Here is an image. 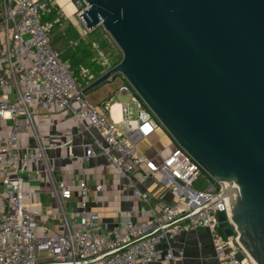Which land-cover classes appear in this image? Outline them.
<instances>
[{
	"label": "built area",
	"instance_id": "built-area-1",
	"mask_svg": "<svg viewBox=\"0 0 264 264\" xmlns=\"http://www.w3.org/2000/svg\"><path fill=\"white\" fill-rule=\"evenodd\" d=\"M72 1L85 36L89 31L80 16L88 6L84 0ZM54 11L52 0H0V264L173 262L183 256L181 251L174 254V237L198 229L210 233L217 264H253L238 243L219 186L183 149L175 145L160 165L137 151V143L161 125L126 81L121 79L114 95L101 106L88 102L83 91L95 79L80 67V76L86 79L81 86L50 43L51 29L66 16L58 12L51 23H42V18ZM71 45L77 46L78 41ZM118 96L128 99L119 103ZM116 103L118 123L110 115ZM130 105L134 107L133 118ZM54 112L70 119L76 133L91 135L81 154L70 155L71 160L103 158L128 181L133 171H146L172 194L174 201L146 224L129 219L109 229L101 225L98 213L86 212L85 201L79 202L80 212L66 209L65 202H70L73 191L64 182L55 181L47 155L52 149L42 144L40 133L48 115ZM26 135L33 149L21 145ZM42 176L52 184V195L61 210L54 229L40 222L41 214L33 211L31 199L35 193L29 185ZM201 176L205 177L204 187L192 190ZM79 187L83 192L88 190L83 181ZM101 189L100 185L93 188L97 193ZM143 200L148 202L146 197ZM219 214H224L231 237H225L219 228ZM162 244L166 246L163 256L159 252Z\"/></svg>",
	"mask_w": 264,
	"mask_h": 264
},
{
	"label": "water",
	"instance_id": "water-1",
	"mask_svg": "<svg viewBox=\"0 0 264 264\" xmlns=\"http://www.w3.org/2000/svg\"><path fill=\"white\" fill-rule=\"evenodd\" d=\"M84 2L85 28L102 27L121 60L83 94L126 81L219 186L239 245L264 264V0Z\"/></svg>",
	"mask_w": 264,
	"mask_h": 264
},
{
	"label": "crops",
	"instance_id": "crops-1",
	"mask_svg": "<svg viewBox=\"0 0 264 264\" xmlns=\"http://www.w3.org/2000/svg\"><path fill=\"white\" fill-rule=\"evenodd\" d=\"M52 1L57 11L66 16L65 21H67L74 12L72 0ZM121 84V78L117 77L114 81L105 82L90 90L85 94V98H89V102L99 107L114 95ZM125 100L126 96H118L119 103H124ZM118 106L116 103L110 110L112 119L117 123L120 121ZM40 133L42 144L52 149L47 151V155L54 171L55 181L64 182L73 191L70 202H65V208L73 213L74 210L79 209V202L85 201L86 212L98 213L101 225L107 229L129 219L143 225L150 222L164 205L174 201L172 194L146 171H133L128 181L120 177L103 158H93L89 162L71 160L70 155L81 154L82 146L91 140V135L76 133L73 122L60 113L54 112L48 115L46 123L40 128ZM21 145L33 149V143L28 135L22 140ZM175 145L171 137L161 128L147 139L138 142L136 148L155 165H160L162 160L168 157L166 155L174 150ZM204 178L200 177L196 183L201 184L199 190L204 187ZM82 181L88 188L86 192L79 187ZM97 185L102 187L98 193L93 190ZM195 185L192 190L197 191ZM29 186L35 193L34 198L31 199L34 204L33 211L41 214L40 222L54 229L59 220L57 215L61 210L57 199L52 195V184L42 176L39 181ZM143 197L148 199L147 203L144 202ZM171 247L174 254L181 251L182 258H177L173 262L161 260L154 264H217L211 235L206 230L181 232L174 237ZM165 251L166 246L160 245L161 256Z\"/></svg>",
	"mask_w": 264,
	"mask_h": 264
},
{
	"label": "rangeland",
	"instance_id": "rangeland-1",
	"mask_svg": "<svg viewBox=\"0 0 264 264\" xmlns=\"http://www.w3.org/2000/svg\"><path fill=\"white\" fill-rule=\"evenodd\" d=\"M71 3L73 6V1H71ZM73 9L74 12L70 14L71 16L67 21H62L61 24L53 26L49 33V38L52 49L58 55V59L69 66L73 78L81 86H84V79L79 73L80 67L87 70L89 68L92 70L100 68L104 69L106 72L112 68H110V66H115L120 62L121 53L102 27H97L84 36V30L75 18L74 6ZM56 13H58L57 9ZM54 18V16L46 15L42 18V23H51ZM75 41H78V45L73 47L71 44L75 43ZM127 99L126 97L125 101H127ZM89 103L96 107L92 102ZM129 108L132 111L131 118H133L134 107L130 105ZM171 152H169L166 157L169 156ZM199 185L201 184L199 183ZM199 185H195L196 189H198ZM43 258L44 257H41V260Z\"/></svg>",
	"mask_w": 264,
	"mask_h": 264
},
{
	"label": "trees",
	"instance_id": "trees-1",
	"mask_svg": "<svg viewBox=\"0 0 264 264\" xmlns=\"http://www.w3.org/2000/svg\"><path fill=\"white\" fill-rule=\"evenodd\" d=\"M56 14H57L56 11H54V12L51 13V16H54V17H55ZM111 67H114V65L110 66V68H111ZM86 70H87V69H86ZM87 71L89 72V74H90L94 79H97L98 77H100V76L105 72L104 69H100V68L95 69V70H92L91 68H89ZM83 79H84V78H83ZM83 83H84V86H85L86 79H84Z\"/></svg>",
	"mask_w": 264,
	"mask_h": 264
},
{
	"label": "bare ground",
	"instance_id": "bare-ground-1",
	"mask_svg": "<svg viewBox=\"0 0 264 264\" xmlns=\"http://www.w3.org/2000/svg\"><path fill=\"white\" fill-rule=\"evenodd\" d=\"M120 112V111H119ZM120 114V113H119Z\"/></svg>",
	"mask_w": 264,
	"mask_h": 264
}]
</instances>
